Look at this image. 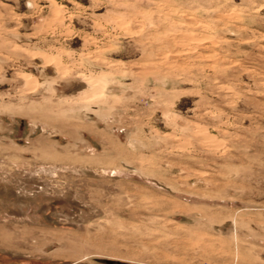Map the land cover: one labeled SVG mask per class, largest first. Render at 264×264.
Masks as SVG:
<instances>
[{"label":"rangeland","instance_id":"374dc122","mask_svg":"<svg viewBox=\"0 0 264 264\" xmlns=\"http://www.w3.org/2000/svg\"><path fill=\"white\" fill-rule=\"evenodd\" d=\"M0 264H264V0H0Z\"/></svg>","mask_w":264,"mask_h":264}]
</instances>
